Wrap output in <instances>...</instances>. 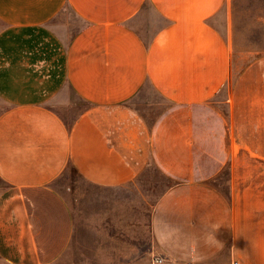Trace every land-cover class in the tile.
Wrapping results in <instances>:
<instances>
[{"label":"crops","instance_id":"crops-1","mask_svg":"<svg viewBox=\"0 0 264 264\" xmlns=\"http://www.w3.org/2000/svg\"><path fill=\"white\" fill-rule=\"evenodd\" d=\"M228 2L0 0V264H75L67 169L124 189L149 166L154 252L264 264V79L231 72Z\"/></svg>","mask_w":264,"mask_h":264},{"label":"rangeland","instance_id":"rangeland-1","mask_svg":"<svg viewBox=\"0 0 264 264\" xmlns=\"http://www.w3.org/2000/svg\"><path fill=\"white\" fill-rule=\"evenodd\" d=\"M214 24L231 50V72L243 71L244 83L251 70L246 69L254 64L257 79L262 76L263 80L264 0H229ZM258 81L254 83L258 84ZM219 100L221 97L216 99ZM63 107L55 108L62 113L65 112ZM3 108L0 104V111ZM260 122L264 123L263 115ZM262 139L264 136L259 139L261 145L257 153L264 155ZM257 153L253 149L251 154ZM259 165L264 169V162ZM213 184L225 191L228 170L223 171ZM54 186L65 197L74 215L75 232L68 253L75 264H172L162 254L154 252L150 238L151 206L168 186V181L152 166L136 183L124 189L93 186L70 168ZM4 187L0 181V190ZM155 258L161 262H154ZM203 264L221 263L213 260ZM226 264H230V260Z\"/></svg>","mask_w":264,"mask_h":264},{"label":"built area","instance_id":"built-area-1","mask_svg":"<svg viewBox=\"0 0 264 264\" xmlns=\"http://www.w3.org/2000/svg\"><path fill=\"white\" fill-rule=\"evenodd\" d=\"M153 261L156 262V263H160L161 262V259L155 258ZM230 264H238V262L236 260H232L230 262Z\"/></svg>","mask_w":264,"mask_h":264}]
</instances>
